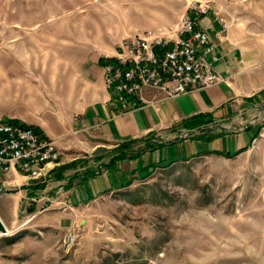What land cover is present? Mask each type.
Returning a JSON list of instances; mask_svg holds the SVG:
<instances>
[{
	"label": "rangeland",
	"instance_id": "obj_1",
	"mask_svg": "<svg viewBox=\"0 0 264 264\" xmlns=\"http://www.w3.org/2000/svg\"><path fill=\"white\" fill-rule=\"evenodd\" d=\"M195 1L208 2L228 28L239 17L254 21L255 6L264 7V0H0V61L15 34L35 23L81 20L91 29L94 22L102 33L118 37L150 28L170 34ZM246 111L243 126L249 139L243 147L236 150L235 142L219 140L209 145L210 150L234 154L229 158L207 152L192 156L196 143L188 141L180 150L173 146L153 153L145 173L120 190L95 194L94 181L75 190L69 200L62 193L63 203H47L42 212V200L10 203L0 198L9 216L14 211L17 216L15 227L5 225V235H0V264H264V103ZM211 127L217 134L222 128L232 134L238 129ZM201 132L181 131V139ZM141 140L131 145L134 151L147 143H167ZM122 145L104 148L96 157L81 153L76 166L87 167L90 160V169L107 164ZM164 152L162 162H156ZM103 171L105 167L99 169ZM48 176L36 181L39 192L27 198L42 194L47 183L43 194L48 197L66 186L56 172ZM78 200L80 205L70 206ZM69 232L75 239L67 248Z\"/></svg>",
	"mask_w": 264,
	"mask_h": 264
},
{
	"label": "crops",
	"instance_id": "obj_2",
	"mask_svg": "<svg viewBox=\"0 0 264 264\" xmlns=\"http://www.w3.org/2000/svg\"><path fill=\"white\" fill-rule=\"evenodd\" d=\"M215 13L211 8L208 14L193 19L198 28H208L214 45L213 55L217 59L214 70L225 78V82L175 98L148 89L143 93L146 104L125 113H119L109 101L102 79L101 58L114 54L118 43L134 33L111 36L106 30L104 34L99 31L94 22L88 29L85 21L61 20L47 26L35 23L21 35L15 34L6 46L10 51L0 61V119L33 127L45 138L56 141L63 156L49 172L48 179L51 172L77 161L81 153L86 157L101 147L108 150L111 146L145 138L167 143L135 160L117 161L82 185L76 179L71 182L70 177L86 166L67 170L61 179L62 182L67 180L66 186L52 195L55 198L43 194L48 183L40 190L42 194L27 198L34 190L39 192L37 182L0 171V184H4L8 192L2 198L11 199L10 203L23 198L33 203L42 200L60 204L63 203L60 202L62 193L64 199L69 200L75 190L89 183L94 185V181L98 188L95 194L120 190L131 178L145 173L153 164V153L170 150L173 146L180 150L188 141L196 143L192 156L211 151L209 145L218 140L235 142L236 150L243 147L249 134L244 130L246 122L242 114L245 112L242 111L250 113L258 102L264 103V7L255 6L254 21L239 17L221 35ZM113 36L118 38L115 40ZM207 118L212 121L200 123ZM213 124L237 126V133L222 128L217 134L211 127ZM193 130H201V134L206 132L205 139H181V131ZM161 158H165V152L156 158V162H162ZM145 159L147 163L143 162ZM88 166H93L92 160ZM78 203L79 200L70 206L76 207L80 205ZM15 219V211L9 216L0 203L3 224L13 229Z\"/></svg>",
	"mask_w": 264,
	"mask_h": 264
},
{
	"label": "built area",
	"instance_id": "obj_3",
	"mask_svg": "<svg viewBox=\"0 0 264 264\" xmlns=\"http://www.w3.org/2000/svg\"><path fill=\"white\" fill-rule=\"evenodd\" d=\"M210 10L208 2H191L170 34L147 29L123 39L114 54L102 56L103 84L111 105L119 113L146 104L143 93L148 89L175 98L225 82L214 70L217 59L208 28H198L193 19ZM215 18L221 35L228 24L217 15ZM62 156L56 141L45 138L35 128L0 119V171L3 174H16L36 182L44 179ZM7 193L1 183L0 197ZM47 206V202L42 204L40 211H45ZM74 239L75 235L67 233L64 239L67 248Z\"/></svg>",
	"mask_w": 264,
	"mask_h": 264
},
{
	"label": "trees",
	"instance_id": "obj_4",
	"mask_svg": "<svg viewBox=\"0 0 264 264\" xmlns=\"http://www.w3.org/2000/svg\"><path fill=\"white\" fill-rule=\"evenodd\" d=\"M101 64H102V60H101ZM201 118H206V117L202 116ZM211 121H212L211 119L207 118V120L201 121L200 123L207 124V123H210ZM10 122H12L14 124H19V123L13 122V121H10ZM205 135H206V132H204V133H202V134H200L198 136L190 137L189 139L204 140L205 139ZM183 140H185V139H183ZM134 143H137V141L134 140V141L127 142V143L123 144L119 150H117V151L115 150L114 152H112L111 153V158L109 159L107 164L99 165V167L94 168V169H90V168H88L89 167L88 166L81 172L80 171L75 172L70 177L71 182H73V180L76 179V180L79 181L80 185L85 184L90 178H93V177H95L96 175L99 174V169L101 167H110V166L114 165V163L117 162V161L135 160V159L141 157L146 152L155 151L156 149L161 148L162 146L166 145V144H162V143H160V144L147 143V144H145V146H143V148L139 147V148L136 149V151H134L132 149V146H131ZM207 153L215 154L217 156H225V157H228V158L231 157L232 155H234V154H230V152H222V151H216V150H211V151H208ZM99 159H101V158H95L94 160H99ZM77 163L78 162L73 163L72 166L67 164V165L61 166L60 168L55 170V172L57 173L58 178L62 179L63 178V173L66 172L67 170H76V167H77L76 164ZM16 240H17V238L12 240L11 242L13 243Z\"/></svg>",
	"mask_w": 264,
	"mask_h": 264
},
{
	"label": "water",
	"instance_id": "obj_5",
	"mask_svg": "<svg viewBox=\"0 0 264 264\" xmlns=\"http://www.w3.org/2000/svg\"><path fill=\"white\" fill-rule=\"evenodd\" d=\"M104 153V148L103 147H101V148H98V149H96V150H94L91 154H90V156L91 157H96V156H100L101 154H103ZM5 232H6V227H5V225L3 224V222L0 220V235H5Z\"/></svg>",
	"mask_w": 264,
	"mask_h": 264
}]
</instances>
